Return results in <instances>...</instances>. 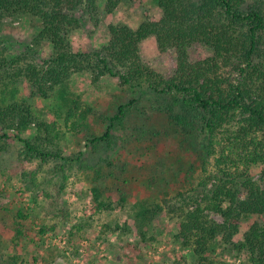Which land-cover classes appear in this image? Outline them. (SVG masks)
Masks as SVG:
<instances>
[{"label":"trees","instance_id":"1","mask_svg":"<svg viewBox=\"0 0 264 264\" xmlns=\"http://www.w3.org/2000/svg\"><path fill=\"white\" fill-rule=\"evenodd\" d=\"M97 1L0 0V24L6 17L30 14L41 24L33 40L51 44L50 55L41 62L27 53L10 56L0 31V85L23 82L30 90L27 99L11 102L0 91V139L7 137L6 130L14 131L23 163L36 161L39 168L53 163L50 171L63 177L74 164L91 172L90 195L99 211L121 209L145 182L141 187L147 195L139 200L134 220L115 223L113 231L126 234L135 220L152 225L166 214L175 219L174 238L191 250L192 264H228L209 256L215 242L231 246L250 264H264V0H157L159 19L144 20L134 30L109 25L108 41L99 50H74L69 36L79 23L76 14L79 8L95 12ZM121 1L104 0L105 12L112 13ZM148 36H155L159 52L168 57L167 69L142 57L140 45ZM199 44L210 53L202 57ZM84 71L92 73L94 83L110 75L121 87L148 92L153 104L145 107L137 99L118 104L105 117L108 125L101 135L86 134L82 150L64 155L57 120L63 112L38 115L33 101L51 98L57 87ZM63 105V122L77 133L93 109L75 97L63 96ZM131 114L136 121L130 135H116ZM28 127L32 134L22 136ZM119 144V150L123 145L137 152L127 157L130 164L107 158ZM102 147L106 152L99 154ZM179 148L193 153L204 174L196 184L183 178L172 190L158 189L164 158ZM254 166H260L257 177ZM37 171L22 175L35 184ZM21 234V227H15L13 235ZM174 264L188 263L182 258Z\"/></svg>","mask_w":264,"mask_h":264},{"label":"rangeland","instance_id":"2","mask_svg":"<svg viewBox=\"0 0 264 264\" xmlns=\"http://www.w3.org/2000/svg\"><path fill=\"white\" fill-rule=\"evenodd\" d=\"M79 9L76 14L79 23L71 31L69 39L72 48L81 51L99 50L105 45L109 38V25H123L134 30L142 21L157 20L162 14L157 0H122L110 14L105 12L104 0L97 1L93 13ZM40 26L39 19L27 13L2 19L0 31L7 53L10 56L27 53L39 62L48 57L50 42L44 40L36 44L33 40ZM196 48L202 57L210 53L201 44ZM140 50L142 57L154 66L162 70L169 66L168 57L159 52L155 36L145 38ZM2 90L8 102L27 99L30 93L23 82L18 87L12 81L4 82L0 85ZM63 96L79 98L84 105L93 109L86 125L77 133L71 132L63 122L66 110ZM131 99H137L145 107L153 104V97L148 92L121 87L117 79L110 75H103L94 83L92 73L84 71L73 74L65 86L57 87L51 98H35L33 104L38 115L63 112L57 119L64 135L60 146L64 155H72L83 149L86 134L101 135L108 125L105 117L113 115L118 104ZM135 121L131 114L125 120V128L116 131V135H130ZM157 125L163 126L165 123L158 122ZM33 130L28 127L21 135L30 136ZM2 132L0 128V134ZM6 132L7 137L0 139V262L13 257L16 264H174L176 260L185 258L188 264H192L191 250L182 247L174 238L175 219L166 214H160L152 225L135 220L131 232L126 234L113 231L115 223L134 220L139 200L147 195L142 188L145 182L141 181V185L135 187L129 202L121 209L99 211L90 195V188L94 185L91 172L74 164L66 169V177H63V173L50 171L53 163L42 168L36 161L23 163L19 158L22 144L13 136V130ZM177 138L180 139L181 135H177ZM119 146L121 144L116 149H110L107 158L116 157L130 164L127 157L137 155V152L132 150V146L122 145L120 150ZM105 152L102 147L98 153ZM177 159L180 161L177 162ZM163 161L164 181L158 189L172 190V186L183 178L184 182L196 184L204 174L200 172L193 153L187 149L181 151L179 148ZM209 161L211 163L207 167L211 168L212 159ZM192 166L194 170L190 168ZM30 170H38L35 184L28 176L22 175V172ZM259 170L260 166L252 168L255 177ZM158 189L154 191L155 198ZM111 199L115 202L117 198L111 196ZM18 213L26 218L18 217ZM213 217L221 219L216 214ZM261 222L264 223V215ZM245 225L243 222L242 228ZM17 226L21 227L22 234L15 237L13 233ZM209 256L228 264H250L242 253L217 242L212 244Z\"/></svg>","mask_w":264,"mask_h":264}]
</instances>
